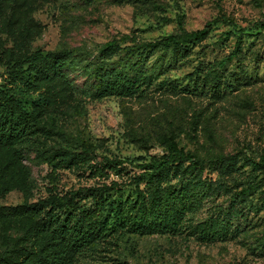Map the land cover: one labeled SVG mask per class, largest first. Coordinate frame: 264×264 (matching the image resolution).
Here are the masks:
<instances>
[{
    "label": "rangeland",
    "instance_id": "obj_1",
    "mask_svg": "<svg viewBox=\"0 0 264 264\" xmlns=\"http://www.w3.org/2000/svg\"><path fill=\"white\" fill-rule=\"evenodd\" d=\"M208 23L209 36L178 53L141 47L180 26L194 31ZM113 39L121 49L109 66L139 76L140 87L129 96L97 98L91 72ZM236 48L237 56L222 64ZM37 50H69L62 74L16 80L0 65V82L18 87L23 105L39 119L36 137L48 154L60 148L81 155L82 162L59 163L58 190H81L80 204L88 207L107 199L115 229L112 244L76 255L72 264H264V169L248 162L264 156V0H0V62ZM169 136L196 157L233 158L205 172L198 203L177 231L130 232L116 208L136 197L127 184L140 174L139 164L167 151ZM36 154L22 145L30 202L52 188L53 166ZM113 163L117 172L96 175V168ZM113 180L124 185L95 197V187ZM25 201L19 188L0 195V206ZM26 227L1 220L0 248L8 236L23 237Z\"/></svg>",
    "mask_w": 264,
    "mask_h": 264
},
{
    "label": "trees",
    "instance_id": "obj_2",
    "mask_svg": "<svg viewBox=\"0 0 264 264\" xmlns=\"http://www.w3.org/2000/svg\"><path fill=\"white\" fill-rule=\"evenodd\" d=\"M210 23L201 29L188 31L180 26V31L163 38L143 42L141 47L148 50H171L178 53L183 47L209 36ZM132 39L125 36L123 40ZM120 40L113 39L100 49L103 61L95 66L92 75L96 80L94 95L97 98L108 96H129L139 89V76H131L124 70L110 67L107 60L121 49ZM240 46V44H239ZM238 47V44H237ZM238 54V48L221 61L226 64ZM71 52L60 50L44 53L34 51L23 59L0 62L6 66L16 80H26L28 75L36 79L51 75H61L68 65ZM39 119L30 113L18 96L14 82H0V195L13 188L23 189L26 201L17 205L0 206V221L12 219L26 224L23 237L8 236L6 245L0 248V264H72L76 255L87 254L99 244H112L115 229L106 215L107 199L98 201L95 206L80 204L81 190L61 193L57 184V168L60 162H82L81 155L73 150L55 148L48 150L38 143L36 133ZM37 149V158L53 166L50 173L52 188L49 195L36 202L28 199L30 193L29 172L20 162L22 145ZM167 151L149 162L139 164V175L127 185L136 192L134 199H128L116 208L120 224L133 233L175 232L182 225L187 213L194 209L205 188L208 176L205 172L216 165H226L233 155L216 158H199L180 147L174 136L165 140ZM94 150L93 144H87ZM255 169H264V156L248 158ZM116 164L96 168V175H104L108 170L118 171ZM124 184L113 180L94 188L95 197L118 191ZM112 209L113 205H109ZM26 242L31 243L30 246Z\"/></svg>",
    "mask_w": 264,
    "mask_h": 264
}]
</instances>
